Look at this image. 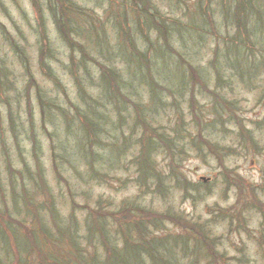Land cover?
<instances>
[{"label":"rangeland","instance_id":"obj_1","mask_svg":"<svg viewBox=\"0 0 264 264\" xmlns=\"http://www.w3.org/2000/svg\"><path fill=\"white\" fill-rule=\"evenodd\" d=\"M74 1L80 11L76 27L83 21L98 19L112 45L116 37L123 39L118 30L124 34L126 26L114 28L115 0ZM124 1L129 4L132 0ZM221 1L223 6L232 2L150 0L159 14L172 15L185 23L191 16L200 15L201 6L208 9L213 22L201 31L200 44L181 47L176 35L170 34L172 45L186 52L185 57L195 56L196 69L207 70L208 75L193 76L195 84L191 87L189 82L188 91L178 85L170 88L173 85L164 75L154 74L149 56L145 60L143 57V65L150 75L135 77L131 85L127 83L131 80L124 68L126 64L117 55L114 63L127 83L122 89L131 98V104L118 107L106 103V93L100 95L98 83L91 84L93 77H99L94 59L105 62L99 55L83 58L77 54L74 63L85 89L79 94L71 74L70 50L61 40L46 1L39 0L43 8L38 16L32 0H0V69L5 68L10 80L0 94L2 193L11 192L7 178L9 172L17 175L23 165L21 160L32 170L36 163L33 156L38 157L45 178L44 186L32 193L37 214L20 219L18 226L26 228H18L16 233L7 230L9 233L24 241L32 238L29 242L33 244L40 240L38 221L51 215L45 201L51 198L56 214L58 211L62 216H57L61 223L72 224L70 219L75 216L77 224L72 227L76 228L74 235L82 246L90 241L84 233V218L98 209L104 213L102 223L113 234L118 249L124 244L121 229L132 225L135 232L128 235L130 240L133 233H139L133 240L140 244L149 238L167 241L170 254L163 250L167 264H264V50L253 48L255 57H249L254 59L252 69L249 61H243L244 70L238 71L229 64L234 63L232 56L229 62L225 60V42L234 37L238 27L224 21ZM121 3L119 0L118 5ZM260 6L264 7V3ZM143 24L141 21L135 28L140 27L146 35L148 30ZM261 30L264 31V23ZM239 31L243 35L242 29ZM257 33L261 36L259 30ZM136 36L140 50L150 46L153 52L164 45L163 41L153 42L154 39L148 43L140 33ZM221 62L225 63V71L219 77L214 67L221 70ZM153 77L162 85L157 86L161 104L156 109L149 106L144 88V81L154 85ZM139 78L142 80L136 83ZM139 101L149 126L135 125L138 120L132 102ZM90 104L95 105V112H91ZM40 106L44 107L43 115ZM84 112L95 124L91 128L81 119ZM8 114L20 125L17 134L8 125ZM94 127L98 128L96 135ZM155 129L169 137L170 149L158 146L147 153L146 139ZM89 143L96 144L94 155L86 153L84 158ZM110 150H114V158L108 159ZM55 152L69 155L58 163V170L53 166ZM113 159L117 164L111 166L108 162ZM93 166L104 171V175L101 172L92 177ZM147 167L153 170L148 169L150 173L145 174ZM24 178L27 185L26 173ZM18 204L25 209L23 201ZM12 213L13 217H22L14 210ZM7 219L9 223L11 220ZM53 236L62 248H67V241L58 234ZM87 249L91 257L98 251L96 261L104 257L102 245L90 244Z\"/></svg>","mask_w":264,"mask_h":264},{"label":"trees","instance_id":"obj_2","mask_svg":"<svg viewBox=\"0 0 264 264\" xmlns=\"http://www.w3.org/2000/svg\"><path fill=\"white\" fill-rule=\"evenodd\" d=\"M44 1H46L44 4L48 6V9L52 13V19L59 32L61 40L70 50L69 62L73 65L71 74L74 77L79 94L85 92V89L84 81L81 80V77L77 73V63H74L77 54L83 58L96 54L99 55L101 59H104V63L101 62L100 59H94V63H97L99 67V77L98 79L93 77L92 80H94V83L91 82V84L96 86V83H98V86L100 87V95L101 93H106V103H111L118 107L124 103L127 104L130 102L131 104V98L122 88L126 87L127 83L133 85V81L137 76H142L144 78V76L150 75V72L145 70L147 67H144L143 65V57H145V60L150 56L149 62L154 69V74L159 76L164 75L165 79L167 81L169 80V83L173 85L170 86V88L178 85L182 90L186 87V91H188L187 85L190 84L189 82H191L190 86L194 87L195 79L193 76H199V74L202 73L207 74V70L196 69L194 64L197 59L195 56L189 54L185 57L183 54H186V52L179 51L176 46L172 45V37L170 35H176V41H180L181 47L183 44L187 47L188 43L195 44V42H198L200 44V42L203 41V33L200 34L201 31L204 32V30H207L210 23L213 22L208 9L204 10L202 9V6L199 11L200 15L192 14L195 17L192 18L191 16L189 22L185 23L182 22L181 19H175L172 15L170 16L163 13L159 14L160 11H156L154 5L150 3V0H132L129 4L124 0H121V6L118 5L119 0H115L113 8L114 28L116 25L122 28H125L124 26H126L127 30L123 31L124 34L120 33L118 30L119 35L122 36L123 39L117 40V37L115 36L116 38L112 45L105 33L106 28L103 27V22L98 19H92L88 22L83 21V24H78L76 27V17L80 11L74 0ZM199 1L202 3V0ZM262 3H264V0H232L231 3H226L225 6H223L222 1L219 3L222 7L220 12L224 17V21L226 23H234L238 27L234 37H228L229 41L225 42L224 50L227 56L225 60L229 62L228 58L232 56L234 63L229 64H232V66L235 65V68L238 71L244 70L242 64L243 61H249L250 68H254V59H249V57H255L253 48L259 47L264 50V31L261 30V25L264 23V7L260 6ZM32 4L37 11V15L41 16V8L43 7H40L39 0H32ZM210 4L211 2H208V6H210ZM259 8H261V10ZM255 14L256 19H253ZM141 21L144 23L143 25L146 26V30H148L146 35L140 27L135 28L140 25ZM259 21L262 22L259 24ZM171 25L174 26L173 29L169 28ZM240 29H242L243 35L239 31ZM258 30L260 31L261 36L257 33ZM151 31L152 33H150ZM138 33L144 35L145 40L148 43H150V39H154L153 42L161 43L163 41L164 45L159 49L154 48L153 52L151 51L152 49L150 46H146L143 50H140L137 45L136 35H138ZM177 34H179V36ZM79 38H81L83 42H81ZM163 47H167L171 50H164ZM218 54L219 53H217V55ZM117 55H119L125 62L126 67L124 68L130 73L131 81L127 83L123 81L121 77L122 72L118 70L114 63V57ZM224 64L225 63L221 62V70L220 67L216 65L214 67V72L219 77L221 76L220 73L225 71ZM0 67L2 66L0 65ZM129 67H132V69ZM87 76L91 75L87 74ZM202 79L200 80L203 83ZM204 79L207 80L208 77ZM140 80L142 79L139 78L136 83H140ZM153 80L155 82L154 85L152 84L151 86H149L150 84H148V82L144 81V88L147 89L149 106L156 109V107L161 104V96L158 93L157 87L160 86L161 83L156 81L154 77ZM8 81L10 80H7V73L3 67V69H0V94H3V87L9 85ZM132 103L135 106L134 109H136V118L138 120L135 125L137 126L138 124H141L143 127H146V125L149 126V123L144 121L145 118L139 108V105L143 108L140 101L138 103ZM191 103L194 104L193 100ZM94 106L95 105L92 106V104H90L91 112H95L92 111ZM40 109V114L43 115L45 111L44 107L40 106ZM64 114L66 115V113ZM8 115V125L11 131L16 133V130H20V125L17 123L16 118L12 117L10 114ZM81 119L84 120L83 122H85L90 128L91 125H95L94 123H91V120H88L86 112L83 113ZM96 129L98 128L94 127V135H96ZM149 135L150 136L146 139L147 142L144 146L147 153H150V150L154 147L157 148L158 146H160L159 148H165L166 150L170 149L168 143L169 137L163 131H156V129L151 130ZM93 138L98 142L97 137ZM95 145L96 144L93 143L87 145V152L83 155L84 158H86V153L91 156L94 155L93 149ZM4 146L5 145L3 144V147ZM142 148L143 145L141 146V150ZM35 150H37V148H35ZM113 151L110 150V152H108V159H110L111 156L114 158ZM55 154L56 152L52 154L53 166L58 170L60 168L58 163L62 160L65 161L68 159L69 155H67L68 153H64L63 155L57 153L56 155L58 158L56 159ZM33 157L36 163L34 166L35 168L32 170L27 167L23 160H21L23 165L17 170V175L10 173L9 169H7L10 176L7 179H9L8 183L10 184L9 189L11 192L6 191V194H4V192L2 193V181L0 178V264H167V261L165 260L167 258L163 255V250H167L166 253L168 255L170 254L168 246L165 244L167 241L161 242L157 238H149L146 242L140 244L133 240V236H137L139 233H133L132 239L130 240L128 235L131 232H135L132 225H126V227L121 229V236H123L124 244L122 248L120 247L121 249H118L116 247V241L112 239L113 234L108 233L102 223L105 217L103 216L104 213L98 209H94L87 218H84L86 222L84 233H86L85 236H87L90 241H88V245L82 246L80 242L76 241L78 240L74 235V233H77L76 228L72 227V225L77 224L75 216L70 219L69 223L72 224H66V222L61 223L60 218H57L59 213L57 211L56 214L55 209L53 208L54 201L52 202L51 198L45 200L48 201L47 208L51 212V215L48 217L42 216L38 221L37 227H39V233H41L40 240H35V243L33 244L32 241L29 242L32 238H28L24 241L20 237H15L11 232L9 233L7 230L14 232L15 230H18V228H22V230L23 228H26L25 226H18V223L20 224V221H22L20 219L26 220L28 217H31V214L35 215L38 212V207H36V204L34 203L32 193L36 192V189L38 190V188L44 186L43 181L45 178L43 177L44 171L41 169L42 165H40L38 161L39 158L36 156ZM4 158L5 163L9 165V157L5 155ZM112 161H106L105 163L107 164L108 162L111 166L117 164L116 159H113ZM140 162L144 164V159L141 158ZM102 163L104 164L103 160ZM148 169L151 171L153 170L151 167H147L146 170L144 169L143 173L146 174ZM91 171L94 172V174H91L92 177H97L101 172L104 175V171H100V169L95 166L91 168ZM25 173L28 176L27 185L24 182L26 180V178H24ZM46 192H48V189ZM7 195H9V197H6ZM20 201H23L25 209L18 204ZM27 209L29 210L28 212L26 211ZM13 210L18 213V216L22 217H13L10 214ZM59 216L61 215L59 214ZM7 217L11 220H9V223ZM11 226H13L14 229ZM14 233H16V231ZM53 234H58L62 239L67 241V248H62L61 245L58 244L57 239H54L55 237ZM90 244H98L99 246L102 245L104 247L101 253L104 257H102V259L99 258V261H96L95 258V254L98 251L91 257L92 254L87 249ZM147 260H149V263H146Z\"/></svg>","mask_w":264,"mask_h":264}]
</instances>
